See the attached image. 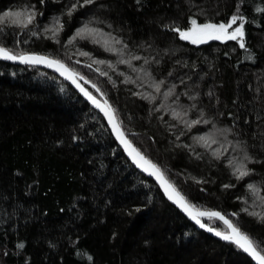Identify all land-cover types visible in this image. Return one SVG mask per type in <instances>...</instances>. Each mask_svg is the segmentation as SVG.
Masks as SVG:
<instances>
[{
	"label": "trees",
	"instance_id": "trees-1",
	"mask_svg": "<svg viewBox=\"0 0 264 264\" xmlns=\"http://www.w3.org/2000/svg\"><path fill=\"white\" fill-rule=\"evenodd\" d=\"M73 3L0 0V16L37 13L27 28L0 23V44L68 63L104 94L131 141L192 205L221 210L264 247V0H79L69 17ZM234 14L244 17L243 49L231 40L192 44L172 30L190 27L193 18L226 22ZM56 17L64 27L53 37L45 28ZM85 24L102 33L69 44ZM132 56L141 57L131 60L135 72L119 63ZM128 77L135 83H125ZM160 80L156 93L150 85ZM149 94L154 102L143 98ZM196 119L211 123L189 130L184 121ZM200 135L209 137L207 145L193 139ZM230 159L243 160L250 174L237 179ZM202 218L228 230L219 219ZM0 264L257 263L171 202L67 80L0 59Z\"/></svg>",
	"mask_w": 264,
	"mask_h": 264
},
{
	"label": "snow or ice",
	"instance_id": "snow-or-ice-1",
	"mask_svg": "<svg viewBox=\"0 0 264 264\" xmlns=\"http://www.w3.org/2000/svg\"><path fill=\"white\" fill-rule=\"evenodd\" d=\"M43 2V0H42ZM94 0H84V4H91ZM139 2V0H137ZM79 3V0H77V3L71 4V6L67 10V15L70 17L73 12L77 10V4ZM81 7L83 5H80ZM261 11H264V9H258ZM37 13L33 9H24L23 11H9L4 12L2 16H0V23H3L6 19H11V23L13 25H18L22 28H27L28 25L32 24L35 20ZM42 15V14H41ZM241 21L238 26L233 28V25L237 24V21ZM190 27L185 28L184 30H181L179 26H176L172 28L173 31L177 32L179 35V38L181 40L189 41L192 44H203L207 43L209 40H219L221 42L224 41H237L239 43L240 48H245L244 43V17L240 15H232L229 20L226 22H212L211 20H207L204 23H198L196 19H190L189 21ZM63 23L61 22L59 17H56L53 26L51 28L46 27L45 31H51L53 34V37L58 36L59 32L63 30ZM229 29H232L229 31ZM98 33H102L101 29L97 28H90L88 24H85L84 27L77 29L75 35L68 41L69 44H71L77 37L85 38L86 36L91 37ZM31 35L35 36L37 35L36 32H31ZM110 36V34H109ZM57 42H59L57 40ZM96 43H99V40L94 41ZM116 43H121V41L116 40ZM105 45L108 44V41H104ZM125 47H127L125 45ZM106 50L114 51L119 53L120 50L117 49H111L106 48ZM80 55L82 56H89L90 53L88 52H80ZM0 59L3 60H12V61H19L23 64H29V65H38V64H44L47 67H55V70L60 72V75L64 76L65 79L70 80L71 83L96 107L98 108L103 115L108 119V122L112 125L113 131L116 133L117 139L125 146L126 151L128 152V155L132 158L133 163L137 165V167H140L143 171L147 172L149 175L154 176L159 182L161 188L164 190L167 198L172 201L174 204H176L178 207H180L184 212H186L189 217L195 221L196 224H198L201 228L206 229L209 232H213L216 236L220 237L221 239L228 241L230 243H233L237 246L240 250L244 251L245 253L249 254L250 256L255 259L258 264H264V247H261V244L257 241H255L252 237H250L247 233L241 231V229L237 226H235L230 220L226 219L225 216H223L220 212L217 211H193L194 206L191 205L185 196H183L173 185L172 182L167 180L165 178L164 173L161 171V169L154 163H152L149 159H147L140 151L139 149L135 148L131 141L127 140L125 138L124 132L121 130L120 122L117 119L116 116V109L109 103L107 98L101 102L94 96L91 92H89L86 88H84L79 82L77 77H79V80H85V83H90V81H87L84 76H82L80 73L75 72L68 66H66L62 61L58 59H52L45 55H39L35 53H28V52H20L17 53L13 49H9L7 47L0 46ZM141 57L139 56H132L130 60H124L121 59L119 63L127 64L130 68H132V71H138L135 67L132 66L131 60H139ZM251 59V57H249ZM79 61H77L78 63ZM98 64H104L107 63L106 61L99 60L95 61ZM147 59H145V63H147ZM108 66L111 68L113 65L111 63H108ZM88 67H91V65H88ZM143 69H139V71H142ZM101 75H107V73L101 72ZM148 76H151L150 73H146ZM123 75V73H121ZM171 75V73H169ZM111 79V78H109ZM125 83H135L134 80H132L131 77H128L125 81ZM165 84L164 80L160 81H154L150 86L154 88L156 93L161 92V87ZM92 87L96 89L97 92H101L100 88L97 87L96 84H92ZM176 85H172L167 91L163 93V96L165 100L174 95V89ZM187 94V93H185ZM103 96L104 94L101 93ZM144 99H150L152 102L156 100L155 96H151L149 94L148 96H144ZM194 99V97H192ZM161 107H163V104H161ZM193 107H195L193 105ZM159 110V109H157ZM173 117H177L180 114L173 110ZM201 117H203V113H201ZM203 122L204 124L211 123L208 120H191V121H184L186 124V127L191 130L192 127L195 125L200 124ZM193 139L197 142H204L205 145L208 144L209 137L206 135H200L193 137ZM212 143H216V140H212ZM214 155L219 158L218 153H214ZM244 160L251 161V158L245 154ZM234 165V172L233 175L236 176L237 179H243L245 176L250 174V169L247 168V165L244 163V161H235L230 159L229 160V166ZM225 187H229V185H225ZM248 189L250 191L255 192L256 186L253 184H249ZM242 211L248 212L247 208L242 209ZM235 215V214H234ZM249 215L253 216H259L260 214L255 212H250ZM207 216L208 218H216L221 221L227 226L228 231H222L217 228L209 227L206 224L201 222L200 217ZM261 220H264V216L260 217ZM20 248H23V244L17 245ZM91 259V257H89Z\"/></svg>",
	"mask_w": 264,
	"mask_h": 264
},
{
	"label": "water",
	"instance_id": "water-1",
	"mask_svg": "<svg viewBox=\"0 0 264 264\" xmlns=\"http://www.w3.org/2000/svg\"><path fill=\"white\" fill-rule=\"evenodd\" d=\"M0 46H3V45H1L0 44ZM3 47H5V46H3ZM28 53H35V54H39V55H45V56H48V57H50V58H52V59H58V58H55V57H52V56H50V55H48V54H45V53H40V52H28ZM3 60V59H2ZM58 60H60V61H62L66 66H68L69 68H71L72 70H74L75 72H77L75 69H73L68 63H66L65 61H63V60H61V59H58ZM5 61H8V62H12V63H18V64H23V63H20L19 61H12V60H5ZM38 66H41V67H44V68H47V69H49V70H51V71H53V72H55L56 74H58V75H60V72H58V71H56L55 70V67H47V66H45L44 64H38ZM79 73V72H78ZM61 77H63L64 79H65V77L64 76H62V75H60ZM77 79H78V82L84 87V88H86L89 92H91L94 96H96V98L98 99V100H100L101 102H103V100L105 99V97L104 96H102L101 94L100 95H97L96 93H94L91 89H89L86 85H85V83H84V81L85 80H79V77H77ZM65 80H67V79H65ZM71 85H73L72 83H71V81L70 80H67ZM74 86V85H73ZM75 87V86H74ZM76 88V87H75ZM77 89V88H76ZM78 90V89H77ZM79 91V90H78ZM79 93L94 107V108H96L80 91H79ZM100 113H102L98 108H96ZM103 114V113H102ZM117 116V115H116ZM105 117V116H104ZM106 118V117H105ZM118 119V118H117ZM106 120H107V123H108V125L110 126V128H111V130H112V132H113V134H114V136H115V138H116V140L118 141V143L120 144V146L122 147V149L124 150V152H125V154L127 155V157L129 158V160L133 163V160H132V158L128 155V152L126 151V149H125V146L117 139V136H116V133L113 131V129H112V125L108 122V119L106 118ZM119 121V120H118ZM121 125V124H120ZM121 130L124 132V134H125V138L127 139V140H129V141H131V139L129 138V136L126 134V132L124 131V129L122 128V126H121ZM131 143H132V145L135 147V148H137V149H139L132 141H131ZM139 151L147 158V159H149L152 163H154V164H156L160 169H161V167L156 163V162H154L152 159H150L148 156H146L140 149H139ZM136 167H137V165L135 164V163H133ZM140 171H142V172H144V173H146V174H148L147 172H145V171H143L140 167H137ZM161 171L163 172V170L161 169ZM164 173V172H163ZM149 175V174H148ZM164 175H165V173H164ZM159 186H160V182L154 177V176H151V175H149ZM165 178L167 179V180H169L170 181V179L165 175ZM171 182V181H170ZM174 185V184H173ZM175 186V185H174ZM160 188H161V186H160ZM175 188L181 193V191L175 186ZM161 190L163 191V193L165 194V192H164V190L161 188ZM182 194V193H181ZM166 195V194H165ZM183 195V194H182ZM184 196V195H183ZM167 197V196H166ZM186 198V197H185ZM187 199V198H186ZM187 201H188V199H187ZM172 202V201H171ZM189 202V201H188ZM190 203V202H189ZM191 204V203H190ZM176 205V204H175ZM192 205V204H191ZM177 206V205H176ZM194 206V205H193ZM178 207V206H177ZM188 218H190L189 217V215L186 213V212H184L180 207H178ZM193 211H204V212H209V211H217V212H220L223 216H225V218L226 219H228V220H230L234 225H235V223L225 214V213H223L221 210H218V209H210V208H198V207H195L194 206V208H193ZM191 219V218H190ZM200 219H201V222L202 223H204V224H206L207 226H209V227H213V226H211V225H209L208 223H206L204 220H203V218L202 217H200ZM192 220V219H191ZM194 221V220H193ZM195 222V221H194ZM198 225V224H197ZM199 226V225H198ZM236 226V225H235ZM238 227V226H237ZM213 228H215V227H213ZM204 229V228H203ZM204 230H206V229H204ZM207 231V230H206ZM223 231V230H222ZM226 231H228V230H226ZM207 232H209V231H207ZM211 235H213V236H215V237H218V236H216L213 232H209ZM218 238H220V237H218ZM221 239V238H220ZM223 240V239H222ZM225 241V240H224ZM247 254V253H246ZM249 255V254H248ZM250 256V255H249ZM252 259H253V257L252 256H250ZM257 264H258V262L255 260V259H253Z\"/></svg>",
	"mask_w": 264,
	"mask_h": 264
},
{
	"label": "rangeland",
	"instance_id": "rangeland-1",
	"mask_svg": "<svg viewBox=\"0 0 264 264\" xmlns=\"http://www.w3.org/2000/svg\"><path fill=\"white\" fill-rule=\"evenodd\" d=\"M241 21H237V24L236 25H233V28H235L236 26H238L239 25V23H240ZM198 23H201V22H198ZM232 29H229V31H231Z\"/></svg>",
	"mask_w": 264,
	"mask_h": 264
}]
</instances>
